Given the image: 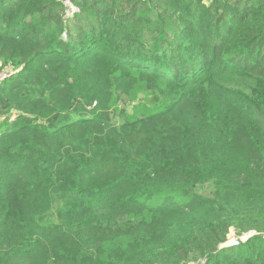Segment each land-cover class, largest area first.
<instances>
[{
  "label": "trees",
  "instance_id": "trees-1",
  "mask_svg": "<svg viewBox=\"0 0 264 264\" xmlns=\"http://www.w3.org/2000/svg\"><path fill=\"white\" fill-rule=\"evenodd\" d=\"M0 62V264H264V0H0Z\"/></svg>",
  "mask_w": 264,
  "mask_h": 264
},
{
  "label": "rangeland",
  "instance_id": "rangeland-1",
  "mask_svg": "<svg viewBox=\"0 0 264 264\" xmlns=\"http://www.w3.org/2000/svg\"><path fill=\"white\" fill-rule=\"evenodd\" d=\"M68 6H69V4H68ZM62 37H64V35H62ZM0 67H1V62H0ZM8 76H9V73L7 71H5V70L0 71V79H3L4 77H5V79H7ZM203 188H205V187H203ZM205 189H207V186H206ZM250 236H253V235H250ZM249 238L250 237H248L247 239H249ZM238 239H240V238H236V236H232V239H231V241L229 243L231 244V243H233L234 241H236ZM229 243L226 245V247H228Z\"/></svg>",
  "mask_w": 264,
  "mask_h": 264
},
{
  "label": "built area",
  "instance_id": "built-area-1",
  "mask_svg": "<svg viewBox=\"0 0 264 264\" xmlns=\"http://www.w3.org/2000/svg\"><path fill=\"white\" fill-rule=\"evenodd\" d=\"M8 73H9V72H8ZM9 76H10V74H9ZM9 76H8V77H9ZM8 77H7V78H8ZM4 79H5V77H4L3 79H0V82H2V80L4 81ZM5 80H6V79H5ZM250 235H253V234H250ZM250 235H247V236H245V237H242V238H240V239L234 241V242L231 243V244L229 243V245H228L227 248L238 247V246L240 245V243L245 242V241L247 240L248 237H251Z\"/></svg>",
  "mask_w": 264,
  "mask_h": 264
}]
</instances>
